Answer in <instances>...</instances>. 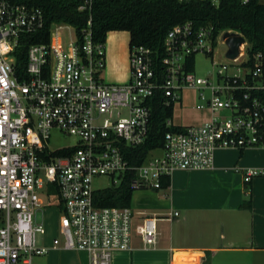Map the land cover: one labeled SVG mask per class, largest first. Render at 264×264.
Instances as JSON below:
<instances>
[{
	"label": "built area",
	"instance_id": "built-area-1",
	"mask_svg": "<svg viewBox=\"0 0 264 264\" xmlns=\"http://www.w3.org/2000/svg\"><path fill=\"white\" fill-rule=\"evenodd\" d=\"M91 4L85 0L79 9ZM44 26L41 8L0 0V264H32L35 255L58 248L86 251L90 264H113L115 253L133 248L135 233L144 248H155L157 218L146 216L135 225L130 206L96 205V176L111 177L114 187L134 173L133 187L160 191L175 170L212 168L218 148L264 146V101L251 94L264 88V54L254 56L253 67L246 65V40L237 58L214 60L216 72L203 77L194 71L196 54L213 55L219 37L227 53L223 35L234 31L215 35L211 26L176 24L161 48L130 46L128 80L107 83L101 76L106 41L94 39L92 17L81 36L69 23H53L50 41L30 44L20 67L22 37ZM186 89L197 91L196 107L209 109L210 119L179 126L169 117L163 145L133 163L131 152L149 136L156 99L174 115ZM54 131L76 143L51 147ZM155 150L161 154L153 155ZM256 176H264V168L245 170V181ZM54 197L60 237L41 246L46 225L38 214L54 205Z\"/></svg>",
	"mask_w": 264,
	"mask_h": 264
},
{
	"label": "crops",
	"instance_id": "crops-1",
	"mask_svg": "<svg viewBox=\"0 0 264 264\" xmlns=\"http://www.w3.org/2000/svg\"><path fill=\"white\" fill-rule=\"evenodd\" d=\"M111 32L119 44L120 61L129 65L130 33L125 31L124 42L117 33L121 31ZM186 91L197 102L196 91L186 89L178 108L185 106ZM193 112L186 125L174 123L201 125L211 116L209 109L196 107ZM248 168H264V146L218 148L212 168L178 169L165 189L137 191L135 211L130 206L134 224L146 216L156 217L158 243L155 248H144L135 233L133 248L115 253L113 264H264V176L247 182ZM175 211L179 215L169 219L168 214ZM38 218L46 225L38 244L51 246L60 237V219L54 226L45 209ZM41 256L39 264H90L88 252L81 250L51 249Z\"/></svg>",
	"mask_w": 264,
	"mask_h": 264
},
{
	"label": "trees",
	"instance_id": "trees-1",
	"mask_svg": "<svg viewBox=\"0 0 264 264\" xmlns=\"http://www.w3.org/2000/svg\"><path fill=\"white\" fill-rule=\"evenodd\" d=\"M13 1L39 7L45 16L43 29L22 37L21 47L16 51L19 56L18 64L22 68L26 64L27 47L32 43L49 42L53 23H69L81 36L90 17L96 41H106L111 31H128L129 46L138 44L158 49L162 47L167 32L174 25L191 21L198 28L213 27L215 35L222 30H232L245 36L249 44L248 66H254L256 54H264V3L260 0L248 3L241 0H221L218 5L194 0H92L91 7L84 11L79 7L85 0ZM251 94L264 101V88L252 90ZM172 116V107H166L162 99L157 98L149 136L131 152L133 163L141 164L151 150L163 145L165 134L170 130L166 126V120ZM134 176V173H130L119 186L96 191V205L130 206L136 189L133 187ZM163 182L168 186L170 180L165 179Z\"/></svg>",
	"mask_w": 264,
	"mask_h": 264
},
{
	"label": "rangeland",
	"instance_id": "rangeland-1",
	"mask_svg": "<svg viewBox=\"0 0 264 264\" xmlns=\"http://www.w3.org/2000/svg\"><path fill=\"white\" fill-rule=\"evenodd\" d=\"M260 1L264 3V0H260ZM117 33H121V35L124 37V42H125V38L128 37V33H126L125 31H121ZM112 37H113L112 32H109L107 35V39H106V65H105V68L101 72V76L103 80L107 83H124L129 78L130 68L128 65V61L126 63H123L120 61L119 44L116 43L114 40H112L113 39ZM62 39L67 40L68 34L66 35L64 33V35L62 36ZM129 49H130V46H129ZM226 50L227 48H226V45L222 41V37H219L215 45L213 55L206 54L203 52L196 54V57H195L196 64L194 68L195 73L199 76L206 77L210 73L216 72L215 70L217 69V67H214L213 65L214 60L219 62L220 64H225L226 62H229L226 57ZM127 53H128V50H127ZM218 67H221V65H219ZM228 72H233V69L230 68ZM196 95H197V91H196ZM197 103H199V100L197 99V102L194 101L193 93H188V91H186L185 98H184L185 106L184 108H178V105H177L175 117L173 119L174 122L177 124L186 125V123H188L187 121H189L190 118L195 116L193 109L196 108ZM75 143H76V138L74 136L64 135L58 131H54L50 139V145L53 148L69 146ZM152 154L159 155L161 154V151L155 150L152 152ZM111 185H112V179L109 176H96L93 180V187L96 190L104 189V188L110 187ZM139 190L143 191L145 189L144 188L135 189L132 195V198H131V202H130V206L134 209V211H135V197H136V194L138 193L137 191ZM41 197L43 198L45 204L48 203L50 200L49 198H47L45 194H42ZM57 200L58 199L54 197L53 198L54 205L48 206L45 208V216L46 218L54 219V226H55L56 220L57 219L59 220L61 216V211L56 205ZM40 237L41 235H39V238ZM42 257L43 256L41 255H35L33 257L32 264H39V259H42Z\"/></svg>",
	"mask_w": 264,
	"mask_h": 264
},
{
	"label": "water",
	"instance_id": "water-1",
	"mask_svg": "<svg viewBox=\"0 0 264 264\" xmlns=\"http://www.w3.org/2000/svg\"><path fill=\"white\" fill-rule=\"evenodd\" d=\"M226 44L228 45V51L226 57L228 59H235L239 55V47L246 41L245 36L237 32L226 31L223 35Z\"/></svg>",
	"mask_w": 264,
	"mask_h": 264
}]
</instances>
